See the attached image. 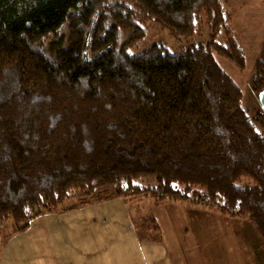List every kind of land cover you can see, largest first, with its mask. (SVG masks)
I'll list each match as a JSON object with an SVG mask.
<instances>
[{"label": "trees", "instance_id": "1", "mask_svg": "<svg viewBox=\"0 0 264 264\" xmlns=\"http://www.w3.org/2000/svg\"><path fill=\"white\" fill-rule=\"evenodd\" d=\"M232 20L225 0H0V259L40 217L135 197L264 240V51L251 116L218 61L246 68Z\"/></svg>", "mask_w": 264, "mask_h": 264}, {"label": "rangeland", "instance_id": "2", "mask_svg": "<svg viewBox=\"0 0 264 264\" xmlns=\"http://www.w3.org/2000/svg\"><path fill=\"white\" fill-rule=\"evenodd\" d=\"M225 2L246 49V68L240 71L222 57L218 61L242 88L243 107L252 116L257 112V104L251 82L255 63L264 51V0ZM206 36L205 33L196 42H202ZM159 40L175 49L186 45L166 32L151 29L147 42ZM243 180L249 182L247 178ZM122 202L135 230L132 247L127 234L129 227L119 219L122 212L117 208L118 219L112 220L105 209L98 207L99 202L77 213L53 217L54 224L49 222V226L53 225L60 241L58 250L61 247L69 264H169L173 260L175 264H264V240L247 220L224 217L215 210L191 203L157 204L144 197ZM74 204L71 201L67 206ZM119 239L127 246L125 255L117 246Z\"/></svg>", "mask_w": 264, "mask_h": 264}, {"label": "crops", "instance_id": "3", "mask_svg": "<svg viewBox=\"0 0 264 264\" xmlns=\"http://www.w3.org/2000/svg\"><path fill=\"white\" fill-rule=\"evenodd\" d=\"M99 204L101 205L98 207L101 210L105 209L111 220L113 217L118 219L115 215V208L122 212L120 214L122 216L119 215V219H123L125 226L129 227L127 234L129 233V243H131L130 247H132L135 244L136 237L126 205L118 200ZM80 211L81 209L73 213ZM53 217H57V215H47L36 219L27 232L8 241L1 256L0 264H69L61 247L59 248L60 251L58 250L60 241L57 238V234L53 232V225L49 226V222L54 224ZM55 239H58L59 243L58 241L55 242ZM117 246L125 255L127 246L122 239L117 240ZM168 263L175 264L174 260Z\"/></svg>", "mask_w": 264, "mask_h": 264}, {"label": "water", "instance_id": "4", "mask_svg": "<svg viewBox=\"0 0 264 264\" xmlns=\"http://www.w3.org/2000/svg\"><path fill=\"white\" fill-rule=\"evenodd\" d=\"M259 103L264 113V90L259 94Z\"/></svg>", "mask_w": 264, "mask_h": 264}]
</instances>
